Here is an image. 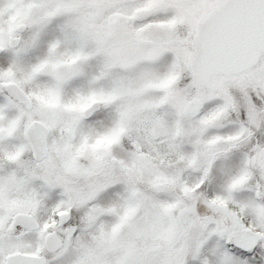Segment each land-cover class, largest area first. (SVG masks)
<instances>
[{
    "label": "snow or ice",
    "instance_id": "obj_1",
    "mask_svg": "<svg viewBox=\"0 0 264 264\" xmlns=\"http://www.w3.org/2000/svg\"><path fill=\"white\" fill-rule=\"evenodd\" d=\"M236 2L0 0V264H264V71L180 38Z\"/></svg>",
    "mask_w": 264,
    "mask_h": 264
},
{
    "label": "water",
    "instance_id": "obj_2",
    "mask_svg": "<svg viewBox=\"0 0 264 264\" xmlns=\"http://www.w3.org/2000/svg\"><path fill=\"white\" fill-rule=\"evenodd\" d=\"M196 37L194 55L203 57L209 76L250 69L264 53V0H237L225 11L213 9L198 25Z\"/></svg>",
    "mask_w": 264,
    "mask_h": 264
},
{
    "label": "rangeland",
    "instance_id": "obj_3",
    "mask_svg": "<svg viewBox=\"0 0 264 264\" xmlns=\"http://www.w3.org/2000/svg\"><path fill=\"white\" fill-rule=\"evenodd\" d=\"M214 8L211 7H199V8H192L189 9L186 13L187 20L189 24L192 26L188 28L183 26L184 22L181 21V28H180V38L185 46V50L187 51L188 55L191 57L195 53L197 38H196V30L199 23L203 20V18ZM259 71H264V54L260 55L256 64L252 66L250 69L237 74L235 76H226V77H213L217 80H223L225 78H239L244 79L255 75Z\"/></svg>",
    "mask_w": 264,
    "mask_h": 264
}]
</instances>
